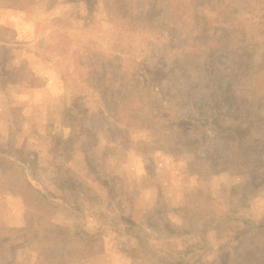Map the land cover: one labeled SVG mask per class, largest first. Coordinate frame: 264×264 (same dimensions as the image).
Listing matches in <instances>:
<instances>
[{
  "label": "rangeland",
  "instance_id": "rangeland-1",
  "mask_svg": "<svg viewBox=\"0 0 264 264\" xmlns=\"http://www.w3.org/2000/svg\"><path fill=\"white\" fill-rule=\"evenodd\" d=\"M138 2L0 0V264H264V0Z\"/></svg>",
  "mask_w": 264,
  "mask_h": 264
},
{
  "label": "trees",
  "instance_id": "trees-1",
  "mask_svg": "<svg viewBox=\"0 0 264 264\" xmlns=\"http://www.w3.org/2000/svg\"><path fill=\"white\" fill-rule=\"evenodd\" d=\"M137 1H139L138 2V5L141 6V7H145L147 3L149 4V3H152L153 2V0H149L147 2H144V0H137ZM148 12H150V9H148ZM245 65L246 64H244V66H242V68H245ZM233 70H235V68H233ZM147 83H148L147 86H145L143 88H139L136 92H141L143 95L148 94V98L146 100L141 101L140 103H137V104H139L140 107H142V108H146V107L154 108L156 106L157 107H163L164 106V103L166 101L163 93L160 92V90H158L156 88L154 82H152L151 80H147ZM118 99H119V102L120 103L124 104L126 102V100H127V96L126 97L119 96ZM220 114H222L221 111H219L215 115H218L219 116ZM189 117H190V119H192L193 123L199 122L198 128L192 124L195 131H200V130H201L200 132H205L206 131L203 128V126L207 125V122L206 121L199 120V119H193L191 116H189ZM237 117H239V116H237ZM183 124H184V121H183ZM178 125L181 128L186 129V126L185 125L182 126V123L181 124H178ZM212 128H213V131H214V134H215L217 140L221 141L223 143V146H224L222 148V151H220V153H217L216 154L217 157L212 161V162H214L215 165L220 164V166H221L223 164V161L224 162L225 161L227 162V161H232L233 160L230 156L229 157L225 156V154H226V151L229 149L230 145L232 143H235V142L238 143V145H237L238 153L235 155L236 158H234V159L236 161H238L239 163H246L248 160H250L249 157H246L245 156V154L249 153V151H247V150H245V151L242 150L241 151V149L243 148V145H245V143H244L245 136H243L241 134H238L237 132H234V133L230 134V132H226L225 129L220 130V129L216 128L215 126H212ZM63 130H64V128H63ZM199 134H200V139L195 140V143L201 142L204 139L206 140V132H205V137H203L204 135L203 136L201 135L202 133H199ZM189 140H191V139L186 140L185 145L189 142ZM227 146H228V148H227ZM192 152H194L195 154L199 153V151H194V150ZM197 159L198 160H201V157L198 155ZM261 159L262 158H256V159L253 160L254 161V167H262L264 165V163H262ZM83 224L84 223H83V220H82V225ZM261 226L255 227L256 230H259L260 228H262ZM169 233H171V231ZM172 233H174V232H172ZM157 258L159 260V264H169V263L172 262V260H170L167 257H157ZM179 264H183V263L180 262Z\"/></svg>",
  "mask_w": 264,
  "mask_h": 264
},
{
  "label": "crops",
  "instance_id": "crops-1",
  "mask_svg": "<svg viewBox=\"0 0 264 264\" xmlns=\"http://www.w3.org/2000/svg\"><path fill=\"white\" fill-rule=\"evenodd\" d=\"M15 81V80H14ZM24 82V81H23ZM22 84H24V83H22ZM24 86H25V84H24ZM33 85H31V87H32ZM30 87V86H29ZM33 123H34V121H33ZM47 124V123H46ZM46 129H47V126H46Z\"/></svg>",
  "mask_w": 264,
  "mask_h": 264
}]
</instances>
